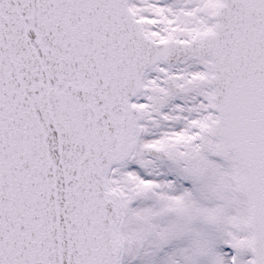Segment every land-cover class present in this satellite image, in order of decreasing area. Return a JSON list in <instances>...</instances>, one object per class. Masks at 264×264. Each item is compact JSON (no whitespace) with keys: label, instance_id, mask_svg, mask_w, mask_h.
<instances>
[{"label":"snow or ice","instance_id":"1","mask_svg":"<svg viewBox=\"0 0 264 264\" xmlns=\"http://www.w3.org/2000/svg\"><path fill=\"white\" fill-rule=\"evenodd\" d=\"M0 264H264V0H0Z\"/></svg>","mask_w":264,"mask_h":264}]
</instances>
